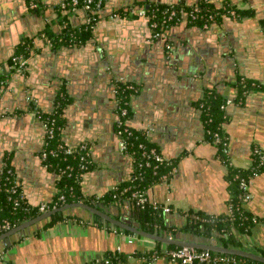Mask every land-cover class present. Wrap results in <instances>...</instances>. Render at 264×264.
<instances>
[{
  "label": "crops",
  "instance_id": "1",
  "mask_svg": "<svg viewBox=\"0 0 264 264\" xmlns=\"http://www.w3.org/2000/svg\"><path fill=\"white\" fill-rule=\"evenodd\" d=\"M25 1H5L8 6L11 5L6 8V13H2L0 7V73L5 76L0 88L5 90L10 78L5 72L13 73L9 60L15 47L28 41V63L22 75L27 78V83L37 88L38 98L27 101L13 94L11 89H18L22 81H14L15 87L0 94V101L10 106L5 114L0 115V170L4 157L9 155L15 182L27 202L37 204L51 200L58 176L48 170L40 158L45 129L34 111L28 108L34 104L41 111L51 112L58 91L63 88L69 103L62 110L64 125L61 139L68 146L85 143L89 150L90 168L79 180L82 195L89 201L83 203H95L99 206L97 209L115 219L121 216L122 211L127 221L138 224L142 230L137 220L136 206L131 200L123 199L106 205L100 201L103 194L128 179L132 173L131 158L119 150V137L115 131L117 109L112 96L113 85L118 82L115 79L134 82L139 88L129 100L127 125L144 131L147 139L158 147L164 157L177 159L176 171L146 189L151 202L168 205L171 209L168 213L161 211L162 225L154 227L153 234L167 238L170 235L172 240L183 237L220 245L216 237L184 232L172 235L170 229L179 228L185 223L184 213L187 211H201L214 216L228 214L229 211L227 171L216 154L215 145L204 138L200 110L195 105L204 89H214L229 100L223 129L228 136V155L232 165L248 167L252 161L253 147L264 148V32L261 27L264 0H207L215 9L230 6L248 13L233 17L226 11L207 27L190 24L186 16H182L178 23L166 28L171 46L175 42H181L183 46V43H187L185 39H190L197 49L196 53L202 51L208 60L204 70L190 79L194 80L190 91L180 98L170 93V97L179 102H191L190 105L180 106L178 111L171 100H166L167 93H161L158 86L164 84L161 82L163 75L156 71L157 66L153 64L148 65L151 73H145V77L141 74L136 77L127 72L125 65L128 64L124 65L123 76L108 72L112 76L107 81L96 77L94 91L92 85L87 83L85 74L94 67L96 71L99 70L97 63L99 66L102 62L96 61L97 55L94 56L90 41L94 40L93 45L103 41L112 62L121 57L124 62L136 66L135 62L140 58L155 56L162 49L166 53L169 51L164 47L162 38L153 36L152 44L146 42L151 29L146 22L148 14L145 7H191L196 6L199 0H105L90 39L82 44L58 48H53L41 31L47 25L55 34L60 33L64 27L61 23L64 15L69 27L79 30L85 24L86 13L82 10L62 12L53 6L60 0H39L37 9L31 8L30 2ZM141 10H144V14L140 13ZM181 46L175 48L174 66L182 72L195 71L192 56L195 53L191 49V53H185ZM236 74L255 81L261 88L248 92L243 101L235 100L236 89L231 81ZM90 98L96 99L93 111L96 114L91 127L85 125L89 120ZM160 98L163 99L161 102ZM169 108L178 123L185 122L189 126L190 134L182 136L181 129L179 134L172 135L171 141L167 120L161 121L156 128L146 126V117L153 116V119L160 121L159 115H166ZM173 137H176L175 140ZM249 190L251 198L243 202L242 207L256 217H263L264 171L251 178ZM82 209L66 210L70 216L49 227L42 228L36 223V226L25 229L24 233L0 239V264H90L94 259L114 253L117 246L126 254L123 264H147L142 253L155 249L157 241L132 232H120L103 222H93L92 214ZM233 233L241 242V249L259 255L264 252L263 222L253 225L249 233H240L235 229ZM128 235L134 237L133 244L126 242ZM160 243L159 249L166 244ZM153 264L179 263L160 257Z\"/></svg>",
  "mask_w": 264,
  "mask_h": 264
},
{
  "label": "trees",
  "instance_id": "2",
  "mask_svg": "<svg viewBox=\"0 0 264 264\" xmlns=\"http://www.w3.org/2000/svg\"><path fill=\"white\" fill-rule=\"evenodd\" d=\"M33 1L39 4V0H28V2ZM194 8H197V11H193ZM169 9H175L179 14L180 18L186 16V21L190 24H195L198 26H203L204 23L210 24L214 20H218L222 13H225L228 10L235 12L236 17H240L244 14H247L248 11L237 10L230 6H225L223 9L213 8L207 0H199L196 6L191 7H180L179 5H152L150 8L145 9L146 14H148V23L156 22V27L151 29L152 32L162 31L166 33V28L174 24V21H169L168 25L162 23L164 17V11ZM190 12H193L194 17L190 16ZM93 17H98V13H90ZM212 16L210 19L208 16ZM66 16L62 17V31L55 34L49 29V26L41 31V33L48 39L53 48H58L64 45L71 44H82L90 39L92 35L93 25L84 24L81 29H72L69 27L66 21ZM94 24V21H93ZM261 27L264 32V19L261 20ZM28 41L25 43L18 44L14 49V54H23L24 56H29V47ZM0 80L4 81L5 76L0 73ZM232 86L236 89L235 100L243 101L245 95L252 91L258 90L261 88V85H258L253 80L247 79L239 74H236L233 81H231ZM131 85V87H129ZM116 96L119 99L122 106H125L127 113L124 118L128 119L130 116L129 109V100L130 97L138 92L139 86L134 82H124L118 81L115 83ZM226 98L221 94L216 92L214 89H204L201 97L195 102L196 107L200 110V120L204 130V138L213 143L216 147V154L221 159L229 158L228 153L223 151V148L227 146L228 136L223 129V124L227 120L226 111L222 110L220 106L225 103ZM69 103V99L65 94L63 88H60L58 94L55 98L54 109L51 112H45L39 110L34 104L29 105V110H34L35 114L41 121L49 122L53 129V136L51 138L45 137V142L42 146L41 152H45L46 156L42 160L46 168L54 172L58 177L56 180L54 192L51 200L48 202L49 210L53 208L60 207L66 203L71 202H86L80 187V177L85 172L80 169L81 161L79 160V154L73 153L72 155H66L63 153L62 149L59 148V144L63 143L61 139V130L64 125V118L62 116V110ZM130 129V134L125 132L121 133V138L126 142L127 151L133 152V163H132V173L131 176L117 183V189H110L108 192L102 195L100 201L103 205L121 201L126 199L128 193L124 195H119L117 198L113 197L115 192L120 191L124 187H130V189H140L145 190L152 184L161 180V176L164 174H170L173 167L176 166V160L167 159L161 163L150 162L148 165L145 164L141 157V149L139 144L147 149L150 147H158L150 142L146 135L140 130ZM118 127L115 126V131ZM215 134L220 138L219 142L215 140ZM257 147V146H255ZM252 149V161L248 167H236L228 166L226 172V178L228 181V189L230 192L229 205L231 207L230 214H219L217 216L208 215L201 211H187L185 214V223L179 228H172L170 232L172 235L178 232L184 233H194L197 235H202L203 237H216L218 238L220 245L223 247H231L241 249L242 244L239 240L236 239V236L233 233V229L237 230L240 233H249L252 226L256 224L254 218L257 222L261 221L264 223L263 217H256L250 212L246 211L241 204L239 198V181L240 178L245 180H250L255 175L264 171V165L259 164L258 153ZM260 147V146H258ZM55 151V154L51 152ZM40 152V153H41ZM3 166L0 171V224L8 222L9 228L3 229L0 228V234L10 230L11 228L19 225L20 223L34 218L41 214L38 211L37 206H30L25 198L22 200L18 199L17 194L20 193V187L15 186V177L12 166L10 164V156L6 155L3 160ZM141 163L142 165H138ZM88 168H90V162L87 161ZM86 170V171H87ZM237 175V178L235 176ZM14 181V182H13ZM12 186H15L16 191L12 192ZM63 196V199L61 198ZM17 199L18 204H15ZM98 201V200H97ZM99 202V201H98ZM95 207H98L95 203H91ZM81 209V208H80ZM137 209V220L140 222L141 229L154 233V227H159L162 225L161 209L153 208L151 205H146L144 208L136 207ZM83 210V209H82ZM86 212V209H84ZM67 211H60L53 214L49 219L43 220L39 224L42 228L49 227L56 222L67 218ZM197 216V217H196ZM93 222H103L120 232L131 233L125 229L117 227L113 224L102 220L98 215L92 214ZM36 225H31V227ZM159 241L156 242V248L153 250H158ZM167 248H177L178 245L174 244H165ZM142 253L144 258H148L149 254L153 251ZM210 254L213 256H228L236 260L234 264H264L260 261L249 259L241 255L220 253L209 250ZM135 254H139L135 252ZM126 254H123L122 251H115L114 253L108 254L105 258H108L111 264H123L125 261ZM261 255L264 256V252H261ZM211 264V263H208Z\"/></svg>",
  "mask_w": 264,
  "mask_h": 264
},
{
  "label": "water",
  "instance_id": "3",
  "mask_svg": "<svg viewBox=\"0 0 264 264\" xmlns=\"http://www.w3.org/2000/svg\"><path fill=\"white\" fill-rule=\"evenodd\" d=\"M7 0H1L0 1V7H1V12L6 13V8H10V6H8L7 2H5ZM23 2H26L25 0H23ZM148 9V7H145ZM123 18V17H122ZM121 18V19H122ZM113 21V20H112ZM146 22L148 24V17L146 19ZM128 38L130 39V41H132L131 36H128ZM146 42L148 44H152V31L151 33H149V35L146 37ZM161 38V37H158ZM144 40V39H142ZM186 40V44L183 43L184 45L181 46V42L180 43H174L170 48L168 53H166L163 49L158 52V54H155V56H147V57H143L140 58L139 60H137V62H135L136 66L131 65L130 63H126L123 61V59L120 57L118 59H116V62H112V60L110 59V57L108 58L109 54L106 52V46L102 43L103 41H99V45L95 44L93 45V41H90V43H92L93 46V52H94V56L96 57L97 55V59L96 61H101L102 64L98 66L97 63V70L96 71V67L91 68L88 70V72L85 74L87 83L89 85H92V89L95 91L96 90V77L98 78H104L106 81L108 79H110V76L115 75V76H123V68L125 64H128L129 66L125 65V70L127 72H131L134 76H138V75H143V77H145V73H151V69L149 68L148 65L153 64L156 67V71L159 70L158 72H160L161 75H163V78L161 80V82H163L164 84L159 85L158 87L161 89V93L164 94L165 92L167 93L165 95L166 100H171L173 102V104L176 105L177 111L178 108L180 106H186V105H190V101H184V103L177 101L174 97H170V93L177 95L178 98L183 97V94H186V91H190V86L193 85L194 80H190L191 78H193L194 74L196 73H200L204 70L205 66L208 65V60L205 59L204 54L202 53V51H198L196 47L194 46V44H192L190 42V39H185ZM107 41L108 40H104ZM206 41V40H205ZM210 42V40L207 39V42ZM87 45V44H86ZM179 46H181V48L185 51V53H191L190 49L195 53L194 55H192L193 58V62L196 66L195 71L193 72H185V70L182 72L179 68H177L175 65V57H173L174 52H175V48H178ZM206 47H208L206 45ZM202 53V54H201ZM150 54V52H149ZM142 57V56H141ZM81 67V66H80ZM178 69V71H177ZM109 73H111L112 75L109 76ZM127 74V73H126ZM5 75H8L10 78L7 80V87L5 88V90H10L11 87H15L14 86V81H22V84L19 86L18 89L16 88H12L11 90L13 91V94H17V96L19 97V99H26L27 94H29L31 96V98H38L37 96V88L35 89V87H32L29 83L26 82L27 78H25L22 73L19 72H5ZM180 76H182V78H180ZM180 78V79H179ZM115 80H120V79H115ZM172 80V81H171ZM181 80V81H180ZM124 82H127V80H123ZM180 82H183L179 85ZM179 85V86H178ZM31 86V87H30ZM178 86V87H177ZM114 85H113V90H114ZM27 88H29L30 90H27ZM3 89L0 88V94L5 91ZM177 92V94H175ZM115 94L113 92V99H115ZM163 99L160 98V102ZM195 100V99H194ZM167 102V101H166ZM95 104H96V99H92L90 98V101H88V105H89V112H88V117L89 120H87V122L85 123L86 126H92L93 124V120L95 118V112L94 108H95ZM8 108H10V106H8L6 103L4 104L3 102L0 101V115L5 114L6 111L8 110ZM170 108H169V112L165 115L163 113H161V115H159V119L160 121L153 119V116H148L146 117V122H148L146 124V126H151L153 125L154 128H156V125H160L161 121H168L166 123L167 126V132L169 134V140L172 141V135L173 134H179V131L182 129V136H187V134H190V128L189 126L185 123V122H180L178 123L176 121L177 118H173L174 114L170 113ZM176 111L177 113V117H179V113ZM167 115H168V119H167ZM1 117V116H0ZM161 118L163 120H161ZM181 119L183 120V117H181ZM180 121V120H179ZM95 123V122H94ZM189 132V133H187ZM181 135V134H180ZM176 138V137H175ZM175 138L173 137V140H175ZM185 140V138H184ZM177 141V139H176ZM41 168V167H40ZM71 208H83L86 209L87 211H89L90 214L93 215H98L99 217L102 218V220L108 222L109 224H113L117 227H120L122 229H125L127 231H130L132 233L138 234V235H142L145 237H148L150 239H153L155 241H160V242H164L166 244H174V245H178V246H188V247H193V248H197V249H205V250H211V251H215V252H220V253H228V254H236V255H241L243 257H247L249 259H253V260H257L260 261L262 263H264V256H261L259 254H256L254 252H250L244 249H237V248H231V247H223L220 245H217L215 243H208L205 241L202 242H198L197 240H188L185 239L183 237H181L178 240H172V239H168L167 237L164 236H158L156 234L153 233H149L143 230L139 229V225L136 223H132L129 222L125 219L124 212H120L121 216H119L118 219L113 218L110 214L106 213L105 211L99 210L96 207L92 206V205H88L86 203L83 202H71V203H66L64 205H61L60 207L57 208H53L50 209L46 212H43L41 214H39L38 216L31 218L29 220H26L22 223H20L19 225L11 228L10 230L0 234V239H7L10 235L12 234H21L24 233L25 229H28L32 224H36V223H40L43 220H47L49 219L53 214H55L56 212H60V211H64V210H68Z\"/></svg>",
  "mask_w": 264,
  "mask_h": 264
},
{
  "label": "built area",
  "instance_id": "4",
  "mask_svg": "<svg viewBox=\"0 0 264 264\" xmlns=\"http://www.w3.org/2000/svg\"><path fill=\"white\" fill-rule=\"evenodd\" d=\"M105 0H60L53 6L59 9L62 12H75L78 10H82L86 13L85 18V24H92L93 27L96 24L97 18L90 15V13H99L103 3ZM30 7L33 9L38 8V4L36 2L30 1ZM193 11H197V8H194ZM228 14H230L233 17H236L235 12L232 10L227 11ZM141 14H144V10L140 11ZM190 16L194 17L193 12H190ZM210 19L212 16H208ZM182 17L180 18L179 14L175 9H169L164 11V17L162 19V23L167 24L169 21H174L175 23H178ZM94 21V24H93ZM150 29L153 27H156V22L149 23ZM208 24L204 23L203 27H207ZM154 37H161L164 40V47L166 49H169L171 47L170 45V39L168 36H166V33L162 31H156L152 32ZM10 62V71L11 72H19L23 73L24 68L26 67L28 63V57L24 56L23 54H12L11 58L9 60ZM121 81V80H118ZM3 84V81L0 80V85ZM131 87V85L129 86ZM114 94L116 95V88L114 87L113 90ZM26 100L30 101L32 100L30 95L26 96ZM229 103V100H226L225 103H223L220 108L224 111H226V106ZM115 105L117 109L116 119H115V126L118 127L116 130V134L119 137V150L129 155L131 158V161L133 163V152L127 151L126 142L123 138H121V133L125 132L127 134H130L129 126L127 125V120L125 117L127 113V109L125 106H122L117 96H115ZM34 111V110H32ZM35 113V111L33 112ZM42 125L45 129V137L51 138L53 136V129L51 125H49V122L42 121ZM144 133V131H141ZM145 134V133H144ZM146 135V134H145ZM215 140L216 142H219L220 138L215 134ZM45 142V141H44ZM59 148L62 149L63 153L66 155H72L73 153L79 154V160L81 161L80 169L86 171L88 168L87 161L89 160V150L85 143H80L75 146H68L64 143L59 144ZM139 148L141 149V157L145 164H149L150 162L154 163H161L164 160H167L166 157L162 154V152L159 149H156L155 147L145 148L142 143L139 144ZM223 151L225 153H228V143L227 146L223 148ZM254 151L258 153L259 158V164L264 165V148L261 147H255ZM52 154H55V151L51 152ZM46 156L45 152L40 153V158L43 160ZM222 164L225 166L226 171L227 167L231 166L230 159H221L219 158ZM138 165H142L141 163H138ZM234 166V165H232ZM1 171V170H0ZM174 171H176V166L173 167L170 174H172ZM170 174H164L161 176V180H165L170 176ZM256 176V175H255ZM237 178V175L235 176ZM251 180V179H250ZM250 180H245L243 178H240L239 181V198L241 200V204L245 201H248L251 198V192L249 190V182ZM14 182V181H13ZM15 186H17L15 182ZM15 186H12L11 191L15 192ZM111 189L116 190L117 184L114 185ZM125 193H128V196L126 199L131 200L136 207L144 208L146 205H151L153 208H160L161 211L168 213L171 209L168 205H159L155 202H151L148 199V196L146 194L145 190L140 189H130V187H124L120 191L115 192L113 194V197H118L119 195H124ZM18 199L22 200L24 197V194L20 190L19 195L17 194ZM63 199V196L61 197ZM15 204H18L17 199L15 200ZM30 206H37L38 211L40 213L46 212L49 210L48 203L42 202L37 204H31L28 203ZM229 211L228 214L231 213V207L228 206ZM197 217V216H196ZM254 221L257 223V221L254 218ZM0 228L7 229L9 228L8 222H5L3 224H0ZM168 239H171V236H168ZM126 242L128 244H133L134 237L132 235H128L126 237ZM116 250L118 252L121 251V247L117 246ZM160 257H166L169 260L173 262H177L179 264H234L236 260L232 257L228 256H213L210 254L209 250L205 249H197L193 247L188 246H178L177 248H167L166 246L158 249L153 250L148 258H145L147 264H153L158 258ZM90 264H111L110 260L108 258L102 257L94 259Z\"/></svg>",
  "mask_w": 264,
  "mask_h": 264
}]
</instances>
